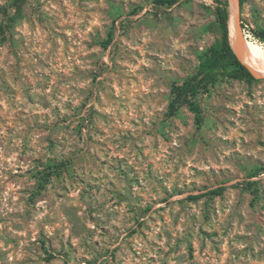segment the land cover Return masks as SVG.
<instances>
[{
  "label": "rangeland",
  "instance_id": "374dc122",
  "mask_svg": "<svg viewBox=\"0 0 264 264\" xmlns=\"http://www.w3.org/2000/svg\"><path fill=\"white\" fill-rule=\"evenodd\" d=\"M240 1L243 35L264 45L251 32L264 28V0ZM10 3L0 0V28ZM216 4H10L0 264H264V172L247 187L264 168V76L222 79L199 98L200 124L187 106L167 115L172 84L216 40Z\"/></svg>",
  "mask_w": 264,
  "mask_h": 264
},
{
  "label": "trees",
  "instance_id": "16d2710c",
  "mask_svg": "<svg viewBox=\"0 0 264 264\" xmlns=\"http://www.w3.org/2000/svg\"><path fill=\"white\" fill-rule=\"evenodd\" d=\"M24 0H13L14 6H19ZM184 0H155L158 7L171 8L174 5L179 4ZM216 6L213 11L215 19L211 21L207 29L209 32L215 35V42L202 50L198 54L199 63L196 71L180 82H175L171 86V100L168 105L167 115L169 117L176 116L183 106H187L194 114L197 124L203 122V111L199 104V98L201 95L210 94L212 89L222 79H235V80H257L255 74L244 63L232 46L230 41L229 31V18H230V4L228 0H215ZM245 0H241L242 5ZM10 4L2 7V13L6 17V20L2 23L1 31L5 34L6 28H10L14 18L9 15ZM8 20L11 24H8ZM254 36L262 43H264V28L259 27L257 29H251ZM114 35L110 34L109 38L103 43L105 47H108L113 40ZM250 40L249 38H247ZM253 41V40H252ZM255 42V41H254ZM264 47L263 44L256 42ZM61 166L50 167L48 170H44V177L42 181L48 182L54 175H59L62 172ZM264 172V168L258 167L251 170L248 174L250 180L247 181V187L253 188L257 183V180L252 178L259 177ZM226 186L222 185L215 189L209 190V193L215 195L223 194ZM202 194L192 195L191 198L197 199Z\"/></svg>",
  "mask_w": 264,
  "mask_h": 264
},
{
  "label": "bare ground",
  "instance_id": "6f19581e",
  "mask_svg": "<svg viewBox=\"0 0 264 264\" xmlns=\"http://www.w3.org/2000/svg\"><path fill=\"white\" fill-rule=\"evenodd\" d=\"M229 31L232 46L241 60L256 76H264V47L243 35L238 6L233 0L230 2Z\"/></svg>",
  "mask_w": 264,
  "mask_h": 264
},
{
  "label": "water",
  "instance_id": "95a60500",
  "mask_svg": "<svg viewBox=\"0 0 264 264\" xmlns=\"http://www.w3.org/2000/svg\"><path fill=\"white\" fill-rule=\"evenodd\" d=\"M233 1H235V3L237 4V6H238V10H239V2H238V0H233ZM239 56V55H238ZM241 59V58H240ZM256 76V75H255ZM257 77V76H256Z\"/></svg>",
  "mask_w": 264,
  "mask_h": 264
}]
</instances>
